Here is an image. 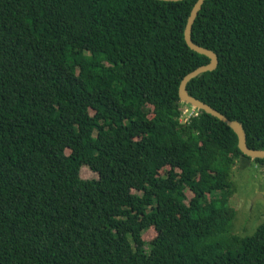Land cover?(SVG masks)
Instances as JSON below:
<instances>
[{
	"label": "trees",
	"instance_id": "16d2710c",
	"mask_svg": "<svg viewBox=\"0 0 264 264\" xmlns=\"http://www.w3.org/2000/svg\"><path fill=\"white\" fill-rule=\"evenodd\" d=\"M195 1L0 0V264H264V222L232 233L228 203L235 161L264 159L201 110L179 122L209 62ZM191 38L218 64L187 92L264 149V0H204Z\"/></svg>",
	"mask_w": 264,
	"mask_h": 264
},
{
	"label": "rangeland",
	"instance_id": "374dc122",
	"mask_svg": "<svg viewBox=\"0 0 264 264\" xmlns=\"http://www.w3.org/2000/svg\"><path fill=\"white\" fill-rule=\"evenodd\" d=\"M168 170L169 167H164L159 174L165 176ZM79 176L82 179L98 177L87 167L80 169ZM229 180L234 193L228 203L235 211L230 231L239 236L251 235L264 222V167L258 166L253 160L239 158L230 171ZM136 193L140 194V192ZM186 195L188 198L192 196L189 191H186ZM155 235V230L150 227L142 233V238L150 241Z\"/></svg>",
	"mask_w": 264,
	"mask_h": 264
},
{
	"label": "water",
	"instance_id": "95a60500",
	"mask_svg": "<svg viewBox=\"0 0 264 264\" xmlns=\"http://www.w3.org/2000/svg\"><path fill=\"white\" fill-rule=\"evenodd\" d=\"M159 1L177 2V1H182V0H159ZM203 2H204V0H196L195 3L193 4V6L190 10V13L187 17V21L185 23L183 33H184V40H185L186 45L191 50L208 57L209 62L205 65H201V66L195 68L193 71L187 73L181 79L180 84H179V89H178L179 100H180V102H182L186 105L184 107H189L190 109H193L195 111L201 110V111L205 112L206 114H209V115L217 118L218 120L225 123L228 127H230L237 137V146L243 155L249 157L250 159H254V158L264 159V149H260V150L251 149L247 146L245 133L242 129L241 124L238 121L228 119L222 113L218 112L217 110H215L214 108H212L208 104L200 101L199 99L191 96L187 92V88H186L187 84L193 78L197 77L198 75L202 74L203 72L214 70L218 64L217 56L212 50L197 45L196 43H194L192 41V38H191L192 24H193V22L197 16L199 10L201 9Z\"/></svg>",
	"mask_w": 264,
	"mask_h": 264
},
{
	"label": "built area",
	"instance_id": "2783aa9c",
	"mask_svg": "<svg viewBox=\"0 0 264 264\" xmlns=\"http://www.w3.org/2000/svg\"><path fill=\"white\" fill-rule=\"evenodd\" d=\"M194 115H196L195 112H193V111H188L187 109H182V111H181V115H180V117H179V122H180V123H187V122L189 121V118H190L191 116H194Z\"/></svg>",
	"mask_w": 264,
	"mask_h": 264
},
{
	"label": "clouds",
	"instance_id": "9594fccd",
	"mask_svg": "<svg viewBox=\"0 0 264 264\" xmlns=\"http://www.w3.org/2000/svg\"><path fill=\"white\" fill-rule=\"evenodd\" d=\"M188 111H193V112H195L196 114H197V112L195 111V110H193V109H189V108H186Z\"/></svg>",
	"mask_w": 264,
	"mask_h": 264
}]
</instances>
